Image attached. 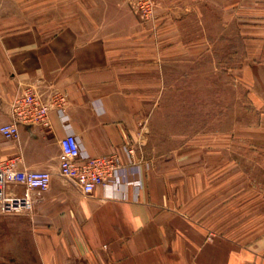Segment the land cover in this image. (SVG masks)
Masks as SVG:
<instances>
[{
	"label": "crops",
	"instance_id": "1",
	"mask_svg": "<svg viewBox=\"0 0 264 264\" xmlns=\"http://www.w3.org/2000/svg\"><path fill=\"white\" fill-rule=\"evenodd\" d=\"M153 1L143 18L127 0H36L28 23H0V125L26 90L66 93L68 117L51 109L48 127L0 134V159L51 174L29 212H0V264H264V0ZM214 37L234 54L253 122L149 158L134 86L211 53ZM68 133L82 154L131 165L140 185L84 193L59 174Z\"/></svg>",
	"mask_w": 264,
	"mask_h": 264
},
{
	"label": "rangeland",
	"instance_id": "2",
	"mask_svg": "<svg viewBox=\"0 0 264 264\" xmlns=\"http://www.w3.org/2000/svg\"><path fill=\"white\" fill-rule=\"evenodd\" d=\"M35 3L36 0H0V23L5 27L28 23ZM212 42V52L199 54L196 62L167 61L159 84L134 86L142 96L145 151L149 158L168 156L206 136L232 134L237 127L253 122L247 86L238 82L234 70L228 68L234 64V54L226 52L229 46H221L219 37ZM260 161L263 173L264 162ZM245 162L246 167H258Z\"/></svg>",
	"mask_w": 264,
	"mask_h": 264
},
{
	"label": "built area",
	"instance_id": "3",
	"mask_svg": "<svg viewBox=\"0 0 264 264\" xmlns=\"http://www.w3.org/2000/svg\"><path fill=\"white\" fill-rule=\"evenodd\" d=\"M143 18L152 16L153 0H127ZM67 95L53 92L50 99H43L34 90H26L12 101L13 120L0 125V134L13 139L18 134V123L49 126V111L55 109L63 122L68 120L63 106ZM65 127L69 124L65 123ZM59 174L77 183L84 193L92 192L97 186L117 195L127 184L140 185V180L131 178L134 169L121 164L114 154L89 156L82 154L78 140L68 133L59 140ZM51 174L44 170H29L18 166L17 157L0 159V212L21 214L29 212L33 204L42 199L48 189Z\"/></svg>",
	"mask_w": 264,
	"mask_h": 264
}]
</instances>
